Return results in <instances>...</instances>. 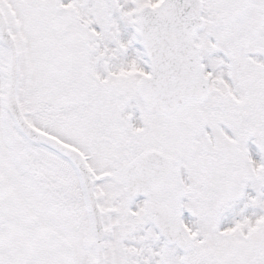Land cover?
Instances as JSON below:
<instances>
[{"label":"snow or ice","instance_id":"snow-or-ice-1","mask_svg":"<svg viewBox=\"0 0 264 264\" xmlns=\"http://www.w3.org/2000/svg\"><path fill=\"white\" fill-rule=\"evenodd\" d=\"M0 264H264V0H0Z\"/></svg>","mask_w":264,"mask_h":264}]
</instances>
